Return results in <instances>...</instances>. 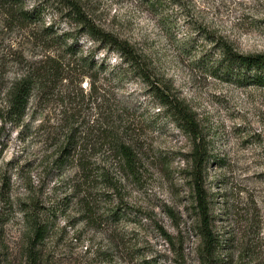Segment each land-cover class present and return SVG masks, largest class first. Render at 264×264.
<instances>
[{
  "label": "rangeland",
  "instance_id": "rangeland-1",
  "mask_svg": "<svg viewBox=\"0 0 264 264\" xmlns=\"http://www.w3.org/2000/svg\"><path fill=\"white\" fill-rule=\"evenodd\" d=\"M72 2L143 54L147 78L83 31ZM12 7L34 15L14 19ZM55 38L63 43L53 45ZM220 40L243 54L264 53V0H0V264H202L193 144L173 124L163 95L193 112L207 143L202 183L219 241L215 264H264V90L237 87L212 69ZM68 47L74 51L66 56ZM44 55L65 64L59 83L44 104L31 101L23 128L14 127L5 94ZM92 58L101 67L91 73L81 64ZM92 84L131 110L124 115L128 136L140 142L139 177L92 191L101 223H87L81 206L63 199L68 184L58 185L59 172L46 162L59 138L49 127L65 112L92 113L93 100L81 97ZM106 162L120 177L115 159ZM30 207L44 212L49 226L35 248L38 263L28 259Z\"/></svg>",
  "mask_w": 264,
  "mask_h": 264
},
{
  "label": "trees",
  "instance_id": "trees-1",
  "mask_svg": "<svg viewBox=\"0 0 264 264\" xmlns=\"http://www.w3.org/2000/svg\"><path fill=\"white\" fill-rule=\"evenodd\" d=\"M157 1L149 0V3ZM14 8L11 9L14 19L29 21L34 15L33 10L23 11L14 10ZM71 10L72 16L92 40L115 50L120 55L123 64L131 66L143 79L147 78V64L140 51L128 41L121 40L96 26L74 2L71 3ZM45 34L47 37L50 33L45 31ZM52 41L53 45L63 43L61 38H55ZM219 42L217 46L219 55L211 64L212 69L227 82L237 87L264 90V53L243 54L228 43L222 40ZM73 51L71 47L64 49L66 56L72 55ZM81 67L92 73L101 65L98 66L92 58L82 60ZM64 68L65 64L58 56L44 55L29 64L24 72L17 74L10 82V87L5 94L6 109L4 112L8 117L7 122L14 127L23 128L31 101L39 99V102L42 101L41 105L44 104L45 97L56 90L59 83L58 78H61L57 75H62L61 72ZM81 92L83 93V91ZM106 95L102 84L99 86L92 84L87 95L81 94L82 99L87 96L93 100L91 103L94 106L91 108L92 113L80 117L77 114L69 116L65 112V117L62 118L60 125L49 127L59 130V138L54 140L55 150L49 157H46V162L50 159L49 168L59 172L57 174L58 185L66 182L68 184V190L63 192L65 195L63 199L75 200L76 204L81 206L83 219L87 223H101V218L96 215L97 204L92 192L96 187L100 186L106 191L115 190L118 179L122 181L136 179L141 171L140 142L137 138L128 136L132 124L126 126L127 122L124 119V115L130 113L131 110H128L127 107L119 108L115 104L118 102L110 99L108 95L106 98ZM99 99L100 102H98ZM162 104L166 107L165 110L171 116L176 128L190 137L193 144L190 157L193 163L196 205L200 216V234L203 237V247L199 250L202 258L201 263L215 264L219 255L216 254L219 241L210 229L207 195L202 183L204 165L208 156L207 143L195 115L181 100L163 95ZM39 127L41 132L45 125ZM105 146L106 152H109L108 156L103 151ZM1 153L2 148H0V156ZM106 156L107 158L112 156L115 159L120 177L115 178L111 168L106 166ZM66 170L68 171L67 175ZM43 213L38 210V207H30L27 210V221L33 232L28 250V259L31 263H38L42 259L38 256L35 248L42 244L49 231L48 224L41 218ZM160 231L165 240L173 244V237L164 230ZM223 241L225 242V239Z\"/></svg>",
  "mask_w": 264,
  "mask_h": 264
}]
</instances>
